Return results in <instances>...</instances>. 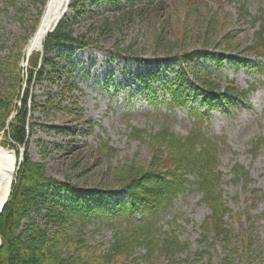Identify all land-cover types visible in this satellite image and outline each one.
<instances>
[{"label":"rangeland","instance_id":"obj_1","mask_svg":"<svg viewBox=\"0 0 264 264\" xmlns=\"http://www.w3.org/2000/svg\"><path fill=\"white\" fill-rule=\"evenodd\" d=\"M72 1H69L65 11L69 17L74 13L69 8ZM140 1L139 5L142 6L148 3V0ZM196 1V8L201 13L208 12L209 6L212 11L218 12L220 29L232 32L240 41L241 49L245 43L252 41L255 28L250 27L249 22L239 19L240 5L226 0ZM46 3L47 0H0V92L9 90L12 84L11 78L4 71L10 58L18 57L20 71L25 73L28 64L24 51L36 31L34 19L39 16L42 18ZM165 4V11L159 17L149 11L134 9L125 17L117 13L116 17L110 18L112 24L104 28L102 20L105 15L110 14L107 10L109 7L105 3L98 5L94 0H83V12L74 19L73 35L92 38L98 46L80 49L73 46L74 54L69 60L67 51L71 44L51 49L49 55L61 64L68 61L73 63L72 78L82 90H72L79 108L71 103L73 97L65 98L69 96L66 91L58 92V67L53 72L47 65L45 71H49L50 76L44 73L36 84L31 83L27 96L30 109L35 108L31 122L36 124L28 149L29 155L33 161L45 164L48 177L66 181L80 191L108 187L113 177L112 167L123 163L146 165L151 159L148 142L137 139L136 133L131 132L132 128L154 133L163 125L169 124L173 132L185 136L193 127V115L189 108H197L203 113L209 110L199 98L194 97L188 99L187 105L170 110L168 103L171 95L163 92L161 84L156 83L151 90H144L139 81L140 76L156 70L166 57L177 52V40L183 37L180 35L182 27L186 30L183 49L190 51L202 46V24L195 14L184 19V12L189 9L186 1L165 0ZM245 8L255 15L262 11L264 17V0H246ZM219 52L224 51L219 49ZM202 63L205 62L201 61ZM205 65L221 78L233 79L241 89H247L258 82L257 89L250 91L243 102L234 100L232 106L219 105L210 112L208 121L204 122L209 134L218 138V168L223 174L220 187L224 190L223 197L231 210L225 220L227 227L233 231V238L229 245L221 241L215 242L212 237H206L204 242H200L204 238L201 226L210 210L201 202V194L195 189H189L161 217L163 230L173 229L179 240L188 244V248L178 252L173 263L164 255H158L155 262L264 264V141L255 153L251 151L255 139L264 137V78L248 67L236 68L229 60L224 61L221 69H217L211 61ZM167 66H172L171 70L175 72L178 65L169 60L162 65V75H168L170 80L175 74L166 71L169 68ZM49 78H55L54 83ZM65 78L67 75L63 72L60 83ZM166 83L167 81L164 85ZM20 85L22 90L17 91V95L21 97L27 85L22 82ZM49 97H52L50 102L53 103L64 97L63 104L70 105L71 113L43 106ZM34 102L39 105L34 106ZM77 111L83 116L81 120L76 118ZM58 124L64 125L61 127L63 130L53 128ZM143 136L146 140L147 137ZM102 142H108L117 150L110 161L98 151ZM21 149L22 146L19 148V156ZM15 155L14 179L18 171L16 167L18 165L19 169L20 164L17 162L19 156L17 157L16 152ZM235 162L249 171L250 179L246 188L242 181H233L231 169ZM254 189H261V194L255 193ZM51 192L53 191L49 190L47 193L50 199L55 193L50 194ZM254 195L257 196L256 199ZM67 196V192L61 191L62 200H56L63 204ZM125 197V191H121L117 198ZM41 213L44 214L45 209ZM32 215L35 216L34 213ZM41 217L35 216V222L43 224ZM116 221V216L111 215L110 220L93 218L82 226L79 217H76L67 224V231L69 234L78 233L79 227L82 228L78 234L86 245L104 252L114 235L110 222ZM121 223H126L123 216ZM143 254L144 249L137 248L125 264H154L144 259Z\"/></svg>","mask_w":264,"mask_h":264},{"label":"trees","instance_id":"obj_2","mask_svg":"<svg viewBox=\"0 0 264 264\" xmlns=\"http://www.w3.org/2000/svg\"><path fill=\"white\" fill-rule=\"evenodd\" d=\"M94 1L98 5L105 3L109 7L107 10L110 14L105 15L102 20L104 28L112 24L110 18L116 17L117 13L125 17L136 9L152 12L159 17L166 7L165 0H148L145 6L139 5L140 0H124V3L121 0ZM185 1L189 9L184 12V19L195 14L202 24V46L190 51L183 49L186 30L182 27L180 35L183 37L177 40V52L165 58L178 65L175 72L171 70L172 66H167L169 68L166 69L175 76L169 80L168 75H162V65L166 64V60H163L156 70L140 76L139 81L144 90H151L156 83L161 84L163 92L171 95L168 103L170 110L187 105L190 97L199 98L209 110L203 113L197 108H189L193 115V127L185 136L177 135L169 124L163 125L154 133L132 128L131 132L136 133L137 139L148 142L151 159L146 165L123 163L112 167L113 177L108 187L80 191L66 181L50 178L47 176L45 164L33 161L28 151L36 125L31 122L35 108L30 109L27 102L29 86L31 83L36 84L44 73L50 76V72L45 71L47 65L53 72L55 68H60L57 72V90L61 93L66 91L69 96L65 98L73 97L71 103L79 108L72 96L73 89L82 91L72 78L73 63L68 61L70 65L68 62L61 64L49 55L51 49L71 44L67 51L69 60L74 54L73 46L79 49L98 46L92 38L73 35L74 19L83 12V0H73L69 5L74 10L73 15L69 17L65 14L43 39L42 50H33L25 58L28 64L25 73L20 71L18 57L10 58L5 64L4 71L11 78L12 84L9 90L0 92V143L15 150L17 157L21 146L25 150L12 183L11 193L0 213V264H125L137 248L144 249L143 258L150 263L156 264L155 258L158 255H164L173 263L175 255L186 250L188 244L182 243L173 229L163 230L161 217L189 189L198 191L201 202L210 210L201 226L204 238L200 242H204L206 237H212L215 242L231 244L233 231L227 227L225 220L231 210L223 197L224 190L220 187L223 174L218 168L219 142L218 138L209 134L204 122L208 121L210 112L219 105L232 106L234 100L243 102L250 91L257 89L258 82L247 89H241L233 79L221 78L205 63L211 61L217 69H221L224 61L229 60L236 68L248 67L264 78V17L262 11L256 15L248 12L245 8L246 0H226L240 5L239 19L249 22L250 27L255 28L252 41L245 43L241 49L240 41L232 32H223L220 29L217 11H212L209 6L208 12L201 13L196 8V0H182ZM78 8L80 9L77 10ZM40 20V16L34 19L35 30ZM219 49L224 52H219ZM201 61L205 63L201 64ZM63 72L67 78L60 83ZM54 79L49 78V81L54 83ZM165 81L167 83L164 85ZM21 82L27 87L20 97L17 91L22 90ZM47 99L43 106L58 108L66 114L71 113L70 105L63 104L64 97L57 103L50 102L52 97ZM37 105L39 104L34 102V106ZM80 111L76 113L78 120L83 118ZM63 126L58 124L53 128L60 131ZM143 135L147 137L146 140ZM263 141V136L256 138L251 151L255 153ZM98 151L108 161L117 153L108 142L100 143ZM231 170L233 181H242L246 188L250 179L249 171L238 162H235ZM49 190L55 192L51 199L47 196ZM61 191L68 194L63 204L58 201L62 200ZM121 191H125L126 197L118 199ZM254 192L261 194V189H254ZM256 197L254 195V199ZM48 203L52 205L47 206ZM42 209H45L44 214L41 213ZM32 213L42 216L43 224L36 223ZM111 215H115L117 221L110 222L114 235L104 252L86 245L78 234L82 228L79 227L78 233L69 234L67 231V224L76 217H79L83 226L93 218L110 220ZM122 216L126 220L125 225L121 223ZM137 217L138 220H135Z\"/></svg>","mask_w":264,"mask_h":264},{"label":"bare ground","instance_id":"obj_3","mask_svg":"<svg viewBox=\"0 0 264 264\" xmlns=\"http://www.w3.org/2000/svg\"><path fill=\"white\" fill-rule=\"evenodd\" d=\"M70 0H47L45 11L42 15L40 24L24 51L27 58L33 50H36L57 20L62 11L67 7ZM16 166V155L13 150L1 146L0 144V210L4 202L9 198L12 183L14 181Z\"/></svg>","mask_w":264,"mask_h":264},{"label":"water","instance_id":"obj_4","mask_svg":"<svg viewBox=\"0 0 264 264\" xmlns=\"http://www.w3.org/2000/svg\"><path fill=\"white\" fill-rule=\"evenodd\" d=\"M66 9H67V7H65L64 11H62V14H61L60 18L63 16V14L65 13ZM60 18H59V19H60ZM58 21H59V20H57V21L55 22V24L53 25V27L51 28L50 31L53 30V28L57 25ZM38 49H42V43L39 44ZM23 151H24V147H22V149H21L20 157H19V159H18V161H17L18 164H19L20 161L22 160V153H23ZM16 170H18V165H17V167H16ZM7 200H8V199H7ZM7 200L4 202V204L7 202ZM4 204H3V207H4ZM3 207H2V209H3ZM2 209L0 210V213H1Z\"/></svg>","mask_w":264,"mask_h":264}]
</instances>
